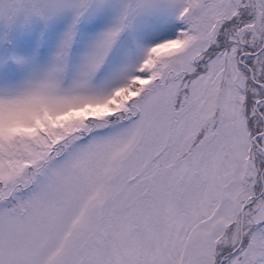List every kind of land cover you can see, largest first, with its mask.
Here are the masks:
<instances>
[{
  "label": "snow or ice",
  "instance_id": "6c2138e0",
  "mask_svg": "<svg viewBox=\"0 0 264 264\" xmlns=\"http://www.w3.org/2000/svg\"><path fill=\"white\" fill-rule=\"evenodd\" d=\"M0 264H264V0H0Z\"/></svg>",
  "mask_w": 264,
  "mask_h": 264
}]
</instances>
